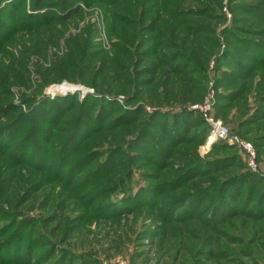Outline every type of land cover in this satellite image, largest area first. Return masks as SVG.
I'll return each mask as SVG.
<instances>
[{
	"label": "rangeland",
	"instance_id": "rangeland-1",
	"mask_svg": "<svg viewBox=\"0 0 264 264\" xmlns=\"http://www.w3.org/2000/svg\"><path fill=\"white\" fill-rule=\"evenodd\" d=\"M11 1L0 4V264H264V216L242 205L249 182L235 202L224 190L254 169L250 157L218 160L238 151L208 147L196 110L167 130L156 115L213 95L211 116L253 145L264 176V116L251 118L264 62L245 56L264 43V0H73L32 23L27 11L47 10ZM207 159L201 174L193 166ZM141 187L150 202L104 209ZM263 190L264 180L256 200ZM219 194L227 212L212 215Z\"/></svg>",
	"mask_w": 264,
	"mask_h": 264
},
{
	"label": "trees",
	"instance_id": "trees-1",
	"mask_svg": "<svg viewBox=\"0 0 264 264\" xmlns=\"http://www.w3.org/2000/svg\"><path fill=\"white\" fill-rule=\"evenodd\" d=\"M4 0H0V4H2V2H3ZM14 1V2H13ZM18 1H21V0H18ZM18 1H16V0H12L11 2H13V4L14 3H16V5H17V2ZM78 1V0H77ZM76 1V2H77ZM83 2L84 3V1H85V4H90V0H80L79 2ZM25 0H23V4L22 5H25ZM33 3H35V4H33ZM32 3V5H30V7L31 6H35V5H38L39 7H41L42 6V8L43 9H45V10H47L46 12H41V13H34V12H31V14L27 11L26 12V16L28 17V18H30L28 21L30 22V23H32V22H34V19H39L38 17H45L46 19L48 18V15H51V17L53 16V11H52V9H53V7H55V9L56 8H60L61 10H65V11H73L74 9H76V7H79V6H76V5H73L74 3H73V0H34V2ZM19 5H21V4H19ZM21 5V6H22ZM78 5V4H77ZM73 6H74V8H73ZM13 7H14V5H13ZM20 7L19 6H17V8H16V10H18ZM35 11V10H34ZM3 24L2 23H0V27L2 26ZM240 39H242L241 40V42L243 43V45H244V47H245V49H247V41H245L241 36H238ZM3 38H4V36H3ZM239 39V40H240ZM254 42H256V44H258L257 46H259L260 47V51L259 52H256V53H249V51L247 50V52L245 53V56L246 57H248V58H250L251 59V62H253L252 63V65L253 64H255V63H260V62H264V43H260V41H254ZM251 48V47H250ZM231 55V54H230ZM231 56H235L234 54H232ZM249 68V67H248ZM248 68H246L245 69V71H248L249 69ZM227 72V71H226ZM229 72V71H228ZM233 73V74H232ZM233 76H238L237 75V73H234L233 71H231V72H229V73H224L223 74V78L225 77H227V78H231V77H233ZM238 92V93H237ZM241 90L240 89H237L236 91L235 90H232V91H227V92H224V93H221V97H223L224 99L225 98H227V97H231L232 95H238V96H240L241 94ZM106 102H107V104L110 106L111 105V103H112V101H109V99L108 100H106ZM221 106L223 107L224 106V104L223 103H221ZM164 108H169V109H173L174 107H164ZM259 108V107H258ZM256 109V111H254V112H252V116H251V118H253V117H255V116H264V113H261L260 114V112H264V104L262 105V107L260 108V109ZM39 110H40V108H39ZM104 110H106L105 109V107H101L100 109H99V111H98V113H97V115L96 116H98L99 115V113L102 111V113L104 112ZM259 110V111H258ZM108 111V110H107ZM106 111V112H107ZM109 111H111V110H109ZM175 111H177V110H175ZM179 111V110H178ZM195 110H187V109H184V110H182V111H180V112H170V111H168V110H166V109H157V113H156V115L158 116V118H160V119H162V120H164L166 123H161L160 124V128H163V127H165L166 128V130H167V128L169 129V127L170 128H174V127H176L175 125H176V123H178L179 121H184V115H187V116H189L190 115V117L191 118H193L194 116H196V115H198V116H196V117H199L200 119H201V115L197 112V111H195ZM59 111L58 110H56L55 111V113H54V116H55V118H57V116L59 115ZM188 113H189V115H188ZM191 113V114H190ZM194 113L196 114V115H194ZM83 114V113H82ZM105 114V113H104ZM256 114V115H255ZM80 118V117H79ZM79 118H78V120H79ZM177 119H179V120H177ZM161 120V121H162ZM202 121H203V118L201 119ZM81 122V121H80ZM80 122L79 121H76V124L74 125V128L73 129H75V128H79L80 127ZM169 126V127H168ZM164 128V129H165ZM18 129V128H17ZM13 131H15V129L13 128V127H11L10 129H9V132H10V134H13ZM143 131H144V129H142V130H140L138 133H137V136H135V139L137 138V139H142V135H143ZM175 131H176V128H175ZM205 132V131H204ZM43 137L45 138V137H47V133L46 132H44L43 134ZM206 135V137H205V139L207 138V135H208V133L207 134H205ZM77 136V135H76ZM76 136H72V137H70V140L68 141V142H66L63 146H62V149H64V147L65 146H71V144H72V142H75L74 140H75V137ZM79 136V135H78ZM4 136L3 135H1L0 134V140L2 141V138H3ZM72 146H74V143H73V145ZM213 148V150H217V151H228V150H233V149H237V153H233L231 156L230 155H226V156H222V157H218L217 159L218 160H224V159H226V158H230V157H232V158H234L235 157V159L236 160H240V159H244L245 160V158H246V161H247V155H246V153L242 150V149H240L239 147H237L236 145H230V144H228V143H215L213 146H212ZM21 148V147H20ZM35 148H36V153H34V155L32 154L31 156L32 157H30L31 158V160L33 161V162H42V157H41V155H40V153H38V152H40L42 149H40L37 145L35 146ZM62 149H60L59 150V157L61 158L62 157ZM20 150V149H19ZM19 150H18V154H19ZM110 151H112V150H109L108 152H110ZM92 153H96V152H92ZM161 154H162V152H160ZM91 154V153H90ZM161 154H159L160 156H161ZM241 154V155H240ZM39 155V157H38V159H36V156H38ZM118 155V152H115L114 154H113V156H111L110 157V159H108V158H106V161L104 162V163H106L107 161H110L109 162V164L111 165V164H114L115 163V156H117ZM63 156H64V154H63ZM245 157V158H244ZM87 158H89V157H87ZM64 160V159H63ZM87 160H90V159H86V161ZM219 162H221V161H218V162H216L217 164H219ZM210 163H212L213 164V162L212 161H208V159L207 160H205V161H203V162H198V163H196V164H194L195 166H193V167H197L198 168V170H200L201 171V174H204V173H207V172H209L210 171ZM215 163V164H216ZM60 164V162H58L57 163V161H55V167H54V170H58L59 169V165ZM106 166V165H105ZM204 172V173H203ZM132 174V173H131ZM262 174H263V171L261 172V171H259V170H254V169H249V171H248V173H246V174H242V175H238V176H235L234 178H232L230 181H228V184H230V186L229 187H227L226 189H224V187L227 185V183H225V184H223V185H219V186H217L216 187V189H220L221 190V188H223L224 190H226L225 191V194H227V196L228 197H230L231 196V198L233 199V201L235 202L236 201V199H238L239 197H240V195H243V193H244V191H245V187L243 186L244 184L246 185V183L247 182H249V187L247 188V190H246V194H245V196H246V198H245V201H244V203H242V205H247L246 207H247V209H248V207H251V205H253L252 203L253 202H255V207H256V209H255V212H256V215H257V217L259 216V217H263L264 216V190L262 191V193L259 195V197L257 198V200L255 199V195H256V191H257V189L261 186V184H262V182H263V180H264V176H262ZM130 177V176H129ZM239 177H242V180L241 181H238V179H239ZM263 177V178H262ZM262 178V179H261ZM120 181H122L121 183H119V187H122V184H123V187H126V179H125V181L122 179V180H120ZM238 181V182H237ZM234 182H235V184H234ZM237 182V183H236ZM231 184H233V185H231ZM152 188H149V189H146V187H141L140 189H138V191L135 193V194H133V195H130V194H128V195H126L125 197V200L123 201H121L120 202V200L119 201H108V202H105L104 203V209L106 210H109V211H112L113 212V210H115L114 212H117V210L119 211H122V210H126V209H133V208H135L136 206H138L139 204H140V200L142 199L143 200V197L145 196V193H147V196L148 197H146L145 198V201H149L150 202V200H151V195H152V193H150V190H151ZM222 189V190H223ZM155 190V189H154ZM201 189H199V190H194V191H192L191 193H190V196H191V199L193 200V198H197V197H199L200 195H201V191H200ZM222 190H221V192H222ZM254 190V191H253ZM144 191V193H142ZM123 192H125V190L123 191ZM255 192V193H254ZM125 193H127V192H125ZM202 193H205V192H202ZM104 197H105V195H104ZM215 198H219V202H217V204H218V206L214 209V211H213V213H212V215L213 214H216V213H218V214H223L224 212H227V209H226V211L225 210H222V208L224 207V205H226L225 204V202L223 201L224 200V195L222 194H219L217 197L215 196ZM148 202V203H149ZM194 202V201H193ZM192 202V203H193ZM249 203V204H248ZM250 205V206H249ZM228 207V206H227ZM187 210V209H186ZM231 210H235V209H232L231 208ZM252 210V209H251ZM254 210V209H253ZM212 215L210 216L211 218H209V219H211V221H213L214 222V218L212 217ZM224 218H225V215L223 216Z\"/></svg>",
	"mask_w": 264,
	"mask_h": 264
},
{
	"label": "built area",
	"instance_id": "built-area-1",
	"mask_svg": "<svg viewBox=\"0 0 264 264\" xmlns=\"http://www.w3.org/2000/svg\"><path fill=\"white\" fill-rule=\"evenodd\" d=\"M215 106V99L213 95H207L202 104L194 106L192 109L196 110L200 115H203L205 120L209 123V133L207 137L208 147L215 143H228L236 145L242 149L248 157H250V164L256 170L255 164V150L251 143L242 141L237 135L231 133L220 120H215L211 116L212 108Z\"/></svg>",
	"mask_w": 264,
	"mask_h": 264
},
{
	"label": "bare ground",
	"instance_id": "bare-ground-1",
	"mask_svg": "<svg viewBox=\"0 0 264 264\" xmlns=\"http://www.w3.org/2000/svg\"><path fill=\"white\" fill-rule=\"evenodd\" d=\"M66 86H68V85H66ZM66 86L62 87L61 89H65V88H66ZM68 92H70V91H68Z\"/></svg>",
	"mask_w": 264,
	"mask_h": 264
}]
</instances>
